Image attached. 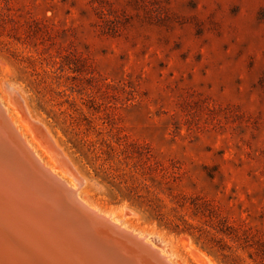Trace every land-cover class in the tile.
I'll list each match as a JSON object with an SVG mask.
<instances>
[{"label":"rangeland","instance_id":"rangeland-1","mask_svg":"<svg viewBox=\"0 0 264 264\" xmlns=\"http://www.w3.org/2000/svg\"><path fill=\"white\" fill-rule=\"evenodd\" d=\"M12 88L91 205L176 264H264V0H0Z\"/></svg>","mask_w":264,"mask_h":264},{"label":"bare ground","instance_id":"bare-ground-1","mask_svg":"<svg viewBox=\"0 0 264 264\" xmlns=\"http://www.w3.org/2000/svg\"><path fill=\"white\" fill-rule=\"evenodd\" d=\"M9 95L7 103L0 97V106L37 158L65 181L87 207L106 218L112 225L150 244L164 260L145 251L135 240L121 234L107 223L99 226L101 234L117 238L128 253H138L141 264H176L166 249L149 241L145 233L128 227L112 213L101 211L82 197L84 179L68 155L45 125L28 115L21 96L13 88ZM12 196L14 197H6L0 193V257L6 255L5 258L15 264H134L113 243L107 246V253L105 250L99 251L86 239L79 238L71 231L60 228L51 221L29 215L27 198Z\"/></svg>","mask_w":264,"mask_h":264},{"label":"water","instance_id":"water-1","mask_svg":"<svg viewBox=\"0 0 264 264\" xmlns=\"http://www.w3.org/2000/svg\"><path fill=\"white\" fill-rule=\"evenodd\" d=\"M0 193L6 197H14L12 195L26 197L29 202V215L51 221L71 231L79 238L86 239L99 251L105 250L107 253V246L113 243L126 255L128 261L132 260L134 264L142 263L140 255L128 253L117 238L101 234L99 226L107 223L121 234L135 240L145 251L164 260L150 244L112 225L106 218L81 202L74 190L37 158L11 124L1 106ZM5 257L7 258L6 255L0 257V264H15Z\"/></svg>","mask_w":264,"mask_h":264}]
</instances>
